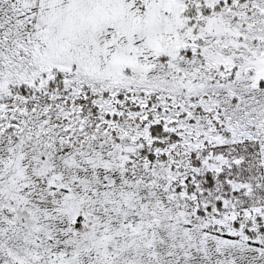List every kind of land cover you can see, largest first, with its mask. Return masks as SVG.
Wrapping results in <instances>:
<instances>
[{"label": "snow or ice", "instance_id": "obj_1", "mask_svg": "<svg viewBox=\"0 0 264 264\" xmlns=\"http://www.w3.org/2000/svg\"><path fill=\"white\" fill-rule=\"evenodd\" d=\"M0 264H264V0H0Z\"/></svg>", "mask_w": 264, "mask_h": 264}]
</instances>
